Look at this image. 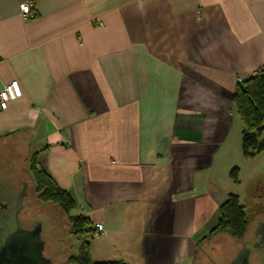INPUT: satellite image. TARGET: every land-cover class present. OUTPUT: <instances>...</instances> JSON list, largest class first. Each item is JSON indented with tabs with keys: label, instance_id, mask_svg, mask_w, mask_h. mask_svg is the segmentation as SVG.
Returning <instances> with one entry per match:
<instances>
[{
	"label": "crops",
	"instance_id": "obj_1",
	"mask_svg": "<svg viewBox=\"0 0 264 264\" xmlns=\"http://www.w3.org/2000/svg\"><path fill=\"white\" fill-rule=\"evenodd\" d=\"M263 64L264 0H0V90L22 91L0 163L37 160L104 226L80 235L91 260L194 264L248 160L232 96Z\"/></svg>",
	"mask_w": 264,
	"mask_h": 264
},
{
	"label": "rangeland",
	"instance_id": "obj_2",
	"mask_svg": "<svg viewBox=\"0 0 264 264\" xmlns=\"http://www.w3.org/2000/svg\"><path fill=\"white\" fill-rule=\"evenodd\" d=\"M236 121V134H241L242 122L236 110H234ZM264 142V131L260 137ZM7 156V155H6ZM10 158V156H7ZM238 164V182H234L230 175L229 178L234 184V194L239 196L240 204L243 206L244 212L248 219L247 230L241 239H237L226 232L209 233V236L204 239L202 245L197 248L194 264H227L235 253L241 248L243 240H253V229L256 223L255 211L250 201V193L255 188L256 180L264 177V150L255 154L252 158L240 159ZM245 160V161H244ZM244 161V162H243ZM0 163V169L8 175L14 174L23 176L29 180V174H32L30 166L25 168V172L20 173L18 168L12 165L11 159L7 163ZM15 161H13V164ZM239 165V166H238ZM233 167H231L232 169ZM231 169L227 171L230 173ZM20 173V174H17ZM225 174V173H224ZM36 211L31 216V222H36L41 226V238L44 241L43 254L49 258L53 264H66L65 255L61 249L67 248L68 252L73 255H78L79 248L83 247V237L78 234L75 236L69 232L67 217L60 208L54 204L37 201ZM76 211H71V214ZM68 213L69 218L72 215ZM76 227L80 228L78 224ZM251 264H261L263 256L252 254L250 257Z\"/></svg>",
	"mask_w": 264,
	"mask_h": 264
},
{
	"label": "trees",
	"instance_id": "obj_3",
	"mask_svg": "<svg viewBox=\"0 0 264 264\" xmlns=\"http://www.w3.org/2000/svg\"><path fill=\"white\" fill-rule=\"evenodd\" d=\"M232 102L237 109V113L242 122L241 149L245 158H252L255 154L263 150L264 144L260 140L264 130V64L258 69L255 75L247 78L237 87ZM31 171L39 185L41 198L56 204L67 215L75 209L76 203L70 194L59 189L50 175L38 165L37 160L32 159L30 163ZM238 167H233L229 173L234 182H238ZM72 215V214H71ZM72 233L79 236L89 232L92 236V228L88 227V221L82 215H67ZM247 217L243 206L240 204L239 196L229 194L227 199L219 208V222L210 232H226L231 236L241 239L247 229ZM76 224L80 228L76 227ZM93 237V236H92ZM79 248L76 262L80 264H126L121 261L96 262L90 259L86 242Z\"/></svg>",
	"mask_w": 264,
	"mask_h": 264
},
{
	"label": "flooded vegetation",
	"instance_id": "obj_4",
	"mask_svg": "<svg viewBox=\"0 0 264 264\" xmlns=\"http://www.w3.org/2000/svg\"><path fill=\"white\" fill-rule=\"evenodd\" d=\"M249 197L254 207L256 219L253 229V240H246V244L250 248L249 260L251 255L255 253L260 257L263 256V261L261 263L263 264L264 243L260 242L262 233L258 232V230L264 228V177L260 178V180H256L255 188L250 193ZM37 201L53 204L41 198L39 185L33 173L31 175L29 174V180H26L23 176L8 175L0 169V249L6 238L15 231L17 227L31 229L37 224L36 222L30 221L31 216H33V213L36 211ZM67 224L69 226V232L71 235L75 236L71 231L69 219H67ZM60 251L65 255L66 264H80L76 262L77 255L68 252L67 248L61 249ZM51 264H53L52 261Z\"/></svg>",
	"mask_w": 264,
	"mask_h": 264
},
{
	"label": "water",
	"instance_id": "obj_5",
	"mask_svg": "<svg viewBox=\"0 0 264 264\" xmlns=\"http://www.w3.org/2000/svg\"><path fill=\"white\" fill-rule=\"evenodd\" d=\"M258 232L262 233L260 242L264 243V228ZM246 243V240L242 241L241 248L227 264H250V248ZM43 250L40 224L31 229L17 227L0 249V264H51V260L44 256Z\"/></svg>",
	"mask_w": 264,
	"mask_h": 264
},
{
	"label": "built area",
	"instance_id": "obj_6",
	"mask_svg": "<svg viewBox=\"0 0 264 264\" xmlns=\"http://www.w3.org/2000/svg\"><path fill=\"white\" fill-rule=\"evenodd\" d=\"M21 15L24 18L33 16L30 3H26L21 9ZM22 95L21 88L16 80L4 85L0 90V109H5L8 102L20 98ZM92 236L101 237L105 233L104 226L101 223H95L92 227Z\"/></svg>",
	"mask_w": 264,
	"mask_h": 264
}]
</instances>
